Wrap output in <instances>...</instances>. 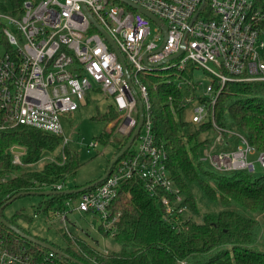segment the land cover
Masks as SVG:
<instances>
[{"label": "built area", "instance_id": "2783aa9c", "mask_svg": "<svg viewBox=\"0 0 264 264\" xmlns=\"http://www.w3.org/2000/svg\"><path fill=\"white\" fill-rule=\"evenodd\" d=\"M158 17L167 27L164 48L155 51L164 40L163 30L150 18L121 0H26L22 13L13 15L0 10V24L7 47H0V129L24 126L62 138L69 146L62 117L87 104L94 88L113 99L120 113L110 125L131 136L139 120L137 92L143 104L142 128L132 145V155L122 157L100 184L72 201L58 215L67 222L68 212L93 214L105 232L115 234L120 212L113 214L121 182L139 178L151 196L162 189L175 195L162 202L171 217L178 219L186 207L179 189L167 169V153L156 143L151 116V100L141 74L151 70H185L188 65L201 68L223 87L228 82H264V8L259 0H129ZM199 14L195 17L196 13ZM89 15L108 34L124 57L130 82L106 37ZM155 30L152 32L151 26ZM183 48L182 54L158 68L155 65ZM155 53V54H154ZM148 56L147 62L144 57ZM188 81L190 89L195 86ZM183 84H177L182 90ZM220 87V88H221ZM220 90L210 84L201 102L199 97L182 99L185 109L195 102L190 122H207ZM218 128V127H217ZM220 131L214 144L205 150L202 160L219 172H264V151L252 147L248 139L234 130ZM223 132V134H221ZM228 136L231 140L226 142ZM220 146L224 150L218 151ZM15 147V146H14ZM98 147V142L90 148ZM12 152V149H11ZM13 153V152H12ZM13 163L22 165L23 154L13 153ZM255 157V159H251ZM62 182L52 186L63 191ZM35 216H41L38 210ZM38 258L26 249L20 252L0 238V264H55L57 255L47 251Z\"/></svg>", "mask_w": 264, "mask_h": 264}, {"label": "trees", "instance_id": "16d2710c", "mask_svg": "<svg viewBox=\"0 0 264 264\" xmlns=\"http://www.w3.org/2000/svg\"><path fill=\"white\" fill-rule=\"evenodd\" d=\"M9 1L11 7L1 6L0 10L21 14L26 0ZM259 2L264 8V0ZM3 28L0 24V42L6 48ZM194 69V65H188L182 71L151 70L141 74V80L149 90L156 143L167 153L170 179L179 189L183 200L181 206L186 207L183 213L177 214L178 219L171 217L170 221L166 220L168 213L162 202L163 197L173 201L176 196L162 189L151 196L145 182L139 178L124 180L120 184L111 209L113 214L121 213L115 234L112 236L99 227L102 235L113 237L120 245L118 251L111 253L62 229L59 234L66 242L65 248L34 236L4 216L7 206L2 217L24 233L52 244L83 264H264V172L260 175L245 171L219 172L201 157L214 144L220 133L218 129L237 131L257 151H264V82H228L221 87L217 79L211 78L215 90H220L214 110L207 122L197 126L195 132H188L193 124L182 119V99L186 94L178 88L177 81H188ZM199 100L209 102V98L199 97ZM119 116L112 104L103 118L108 126ZM114 132L107 130L98 141L109 143ZM203 133L205 137L200 141L199 135ZM129 137L119 142L115 155L126 145ZM229 139L228 136L224 138L226 142H230ZM61 142L58 135L29 127L0 129V208L18 194L49 191L62 182L67 185V179L76 175L80 168V161L78 153L70 146L62 148ZM14 146L26 149L21 156L22 165L13 163L11 149ZM132 150L123 157L132 155ZM53 153L55 159L48 161L40 170L27 169ZM192 184L200 188L208 205L218 208L205 212L201 221L191 216L199 214L190 188ZM80 195L42 196L41 215L50 218V222L55 221L60 213L67 210L66 203ZM0 238L7 245L14 246L17 252L26 249L38 254V258L46 252L1 222ZM55 264L75 263L57 255Z\"/></svg>", "mask_w": 264, "mask_h": 264}, {"label": "rangeland", "instance_id": "374dc122", "mask_svg": "<svg viewBox=\"0 0 264 264\" xmlns=\"http://www.w3.org/2000/svg\"><path fill=\"white\" fill-rule=\"evenodd\" d=\"M1 6L11 7L9 0H0ZM155 25L152 24V32L155 30ZM3 52V48L0 47V53ZM211 75L201 68H196L193 71L192 77L189 79L190 83L195 86L193 92L190 87L184 83L177 81V84L182 85V91L186 94V98L193 97H206L205 92L207 87L211 84ZM87 99V104L80 106L79 109L73 113L66 114L62 117V124L66 136L70 139L69 146L78 153L80 168L76 175L67 179V189H77V187L87 186L100 180L107 172L109 162L115 156L116 146L120 141H123L126 136H123L118 126L113 127L110 125L109 129L112 132L115 130L112 138L108 140L109 143L103 144L99 142V137L107 132V121L103 118L106 114L109 106L113 104L111 97L105 96L101 91L94 88L91 91ZM195 102L190 106L188 105L182 111V119L190 122L192 108ZM100 115L101 118L97 119ZM191 123V122H190ZM192 125V124H191ZM197 125H192L188 132H195ZM200 141L205 137V134L199 135ZM98 142V147L88 148L91 143ZM218 151L224 150L222 147H217ZM204 152L201 157H203ZM55 155L50 154L44 157L39 163L33 166L27 167L30 170H40L48 161H53ZM255 159V157H251ZM205 167L207 164L205 163ZM261 167L256 165V175L262 174ZM191 191L196 198L198 207V215H191L193 219L201 221L203 214L208 211L218 210L214 205H208L202 197L200 188L196 184L190 185ZM78 199V197L74 198ZM44 197L31 195L17 198L15 201L7 205L4 210V216L7 219H13L17 225L23 229L29 231L32 235L40 238H46L51 242L57 244L61 248L66 247V242L59 234V230L68 231L74 236H79L91 244L96 245L100 250L104 252H114L120 249L119 243L113 237H106L99 231L100 220L93 214H80L78 211L68 212L67 222L63 223L58 218L55 221L50 222V218H46L44 215L35 216V213L39 210L40 203H43ZM75 206L74 203L67 209L71 211Z\"/></svg>", "mask_w": 264, "mask_h": 264}, {"label": "water", "instance_id": "95a60500", "mask_svg": "<svg viewBox=\"0 0 264 264\" xmlns=\"http://www.w3.org/2000/svg\"><path fill=\"white\" fill-rule=\"evenodd\" d=\"M124 4L138 10L139 12H141L142 14H144L145 16H147L148 18H150V20H152L155 24L160 25L162 30H163V34H164V40L161 44V46L155 51V53H159L163 48L164 45L166 43V38H167V27L166 25L155 15L149 13L148 11H146L144 8L134 4L133 2L129 1V0H121ZM203 6L200 7L199 11L196 13L195 17L199 14L200 10L202 9ZM90 19L92 20L93 24H95V26L98 28V30L106 37V39L109 41V43L111 44V46L113 47L114 51L117 53V56L123 66L124 69V74L127 78V80L130 82V76H129V72L124 60V57L122 56L120 50L117 48V46L115 45V43L113 42V40L108 36V34L96 23V21L89 15ZM183 52V48H181L179 50L178 53L172 55L171 57H169L168 59L162 61L161 63H158L155 65V68H158L159 66L173 61L174 59L178 58ZM154 53V54H155ZM147 58L148 56L146 55L144 57V62H147ZM134 95L136 97V100L138 102V109H139V120H138V124L136 126V128L134 129L133 133L131 134V136L129 137L126 145L122 148V150L116 154L114 156V158L112 159V161L109 164V168L106 172V174L98 181L91 183L87 186H83L77 189H65L63 191H53V190H49V191H40V192H28V193H23V194H18L16 196H14L10 201H8L7 203H5L1 208H0V222L9 230L13 231L14 233H16L18 236H20L22 239L37 245L47 251H51L53 253H55L56 255L60 256V257H64L65 259L75 263V264H83L82 262L78 261L77 259H75L74 257H72L71 255L63 252L60 249H57L56 247H54L52 244L44 242L36 237H33L32 235H29L27 233H24L23 231H21L20 229H18L17 227H15L13 224H11L9 221H7L6 219H4L2 217V212L3 209L9 205L10 203H12L13 201H15L17 198L20 197H24V196H31V195H37V196H46L49 197L51 195H60V194H65V195H72V194H80L83 193L91 188H94L95 186H97L98 184H100L102 181H104V179L108 176V174L111 172V169L113 168V166L123 157V155L129 151L132 147V145L134 144L137 136L139 135V132L142 128L143 125V120H144V114H143V104L142 101L140 99V97L138 96L137 92L134 90ZM26 151L25 148L23 147H19V146H15L12 148V152L13 153H18V154H24Z\"/></svg>", "mask_w": 264, "mask_h": 264}]
</instances>
